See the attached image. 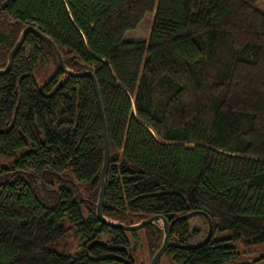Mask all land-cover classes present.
Segmentation results:
<instances>
[{
  "label": "trees",
  "instance_id": "16d2710c",
  "mask_svg": "<svg viewBox=\"0 0 264 264\" xmlns=\"http://www.w3.org/2000/svg\"><path fill=\"white\" fill-rule=\"evenodd\" d=\"M256 1L0 0V70L31 26L66 69L92 72L109 148L102 215L125 226L165 218L163 255L174 264H238L233 243L264 246V14ZM148 13V38L125 41ZM0 155L12 160L0 167V264H131L129 255L142 264V247L151 259L161 246L155 222L128 232L98 221L104 148L92 80L64 74L34 33L0 75ZM200 212L212 236L190 245L196 231L187 221ZM246 264H264V255Z\"/></svg>",
  "mask_w": 264,
  "mask_h": 264
},
{
  "label": "water",
  "instance_id": "95a60500",
  "mask_svg": "<svg viewBox=\"0 0 264 264\" xmlns=\"http://www.w3.org/2000/svg\"><path fill=\"white\" fill-rule=\"evenodd\" d=\"M29 33H34V34L38 35L42 40H44L52 48V50L55 54L56 60L58 62L59 68L61 69V71L64 74L75 75V76H85V77H89L92 80V84H93V88H94V92H95V96H96L99 118H100L101 127H102L103 148H104L103 164H102V168H101V172H100V176H99V192H98L97 202L95 204L97 219L102 225H105L109 228L119 229V230L128 231V232L136 231V230L143 228L146 225H150L154 222L161 221L162 222V230H163V240H162L161 246L155 252V254L152 256L150 263H149V264H157L159 258L163 255V253L166 251V249L168 247V241H169L168 222L166 221L165 218H162L160 216H153V217H150L146 220L141 221L138 224L125 226L123 224H117L114 222L107 221L104 219V217L102 215L101 206H102L104 188H105L104 178H105V173H106V169L108 166V160H109V148H108V140H107V134H106L105 119H104V115H103V111H102V106H101V102H100V98H99V93H98L96 81H95V78H94V75L92 74V72L85 71L83 73H72L71 71L66 69L64 64H63L62 58H61L56 46L53 44V42L49 38H47L46 36L42 35L38 31H36V29L29 26V27H26L22 30V32L19 36V39L17 40V42L15 43L13 48L10 50V52L8 54L7 65H6L4 70H0V75L7 72L10 69L13 54L22 45L26 35ZM198 214H200L206 218L207 225H208L207 237L202 242V243H205V242L209 241V239L212 236V224H211L210 219L204 213L200 212ZM191 216H192V214L190 215V217ZM93 243L98 244V245H103V243L101 241H95ZM116 259L119 261H123V262L125 261L126 264L128 263V261H126V260H123L120 258H116ZM129 262L131 264L134 262V259L131 255H129Z\"/></svg>",
  "mask_w": 264,
  "mask_h": 264
},
{
  "label": "rangeland",
  "instance_id": "374dc122",
  "mask_svg": "<svg viewBox=\"0 0 264 264\" xmlns=\"http://www.w3.org/2000/svg\"><path fill=\"white\" fill-rule=\"evenodd\" d=\"M255 6L258 10H260L264 14V0H257ZM152 17H153L152 14L149 13L145 14V16L137 25V27L133 30L127 31L124 34L123 39L125 41L146 40L149 36ZM35 76L38 81H40L43 76L46 77V75L44 73H41L40 70L35 74ZM28 149L29 147L23 148L21 150H17L14 159H18L19 156L25 153ZM11 161L12 160L5 159L0 155V167L3 168L8 167ZM81 214L83 217H85V211H82ZM187 222L190 232L196 231V233L192 235L193 238L190 240V245H198L202 243L206 239L208 232V225L205 219L200 215H192L191 217L188 218ZM154 224H156L160 229H162L161 221H157ZM66 226H69V224L66 223ZM228 236L229 233L227 232H217L215 234V239H224ZM65 242L69 245L70 251L68 254L72 255L74 253V250L76 249L77 240L71 229L68 231V235L65 238ZM233 246L235 247V251L239 254L236 260L238 264L250 263L255 258L264 255V246H253L246 248L243 245L237 243H233ZM142 248L143 249L139 251L140 253L136 256V258L142 264H149L151 259L148 258L146 249L144 247ZM159 264H174V263L169 259L168 256L162 255L160 257Z\"/></svg>",
  "mask_w": 264,
  "mask_h": 264
}]
</instances>
